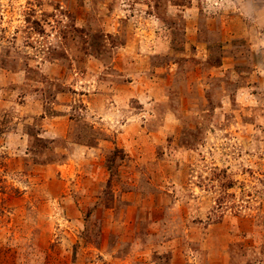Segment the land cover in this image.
Wrapping results in <instances>:
<instances>
[{"label":"rangeland","instance_id":"374dc122","mask_svg":"<svg viewBox=\"0 0 264 264\" xmlns=\"http://www.w3.org/2000/svg\"><path fill=\"white\" fill-rule=\"evenodd\" d=\"M0 264H264V0H0Z\"/></svg>","mask_w":264,"mask_h":264}]
</instances>
